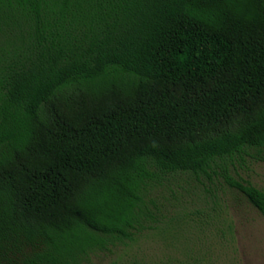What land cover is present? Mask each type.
I'll use <instances>...</instances> for the list:
<instances>
[{
  "label": "trees",
  "instance_id": "trees-1",
  "mask_svg": "<svg viewBox=\"0 0 264 264\" xmlns=\"http://www.w3.org/2000/svg\"><path fill=\"white\" fill-rule=\"evenodd\" d=\"M264 147V0H0V264H84L156 192Z\"/></svg>",
  "mask_w": 264,
  "mask_h": 264
},
{
  "label": "rangeland",
  "instance_id": "rangeland-1",
  "mask_svg": "<svg viewBox=\"0 0 264 264\" xmlns=\"http://www.w3.org/2000/svg\"><path fill=\"white\" fill-rule=\"evenodd\" d=\"M242 157L230 177L264 191V147ZM155 195L156 228L84 264H264V216L220 175H182Z\"/></svg>",
  "mask_w": 264,
  "mask_h": 264
}]
</instances>
